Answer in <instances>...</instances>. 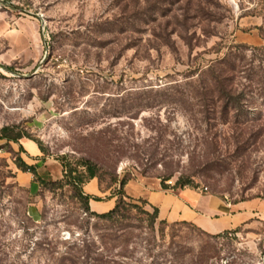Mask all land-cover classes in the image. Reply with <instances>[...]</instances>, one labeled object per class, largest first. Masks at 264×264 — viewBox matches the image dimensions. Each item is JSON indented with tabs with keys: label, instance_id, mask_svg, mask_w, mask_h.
Instances as JSON below:
<instances>
[{
	"label": "rangeland",
	"instance_id": "obj_1",
	"mask_svg": "<svg viewBox=\"0 0 264 264\" xmlns=\"http://www.w3.org/2000/svg\"><path fill=\"white\" fill-rule=\"evenodd\" d=\"M212 67L231 97L214 91ZM5 127L41 144L30 165L44 180L59 178L61 157L86 158L101 168V194L129 177L137 207L87 223L71 189L24 177L3 139L0 264H67L84 240L103 264H264V223L213 237L151 223L150 204L131 195L140 182L175 192L181 177L198 193L264 205V0H0Z\"/></svg>",
	"mask_w": 264,
	"mask_h": 264
},
{
	"label": "crops",
	"instance_id": "obj_2",
	"mask_svg": "<svg viewBox=\"0 0 264 264\" xmlns=\"http://www.w3.org/2000/svg\"><path fill=\"white\" fill-rule=\"evenodd\" d=\"M2 141L4 140L0 139V145ZM9 144L14 151L21 150V157L26 164L40 162V150L34 141L21 138L17 143ZM61 172L59 178L54 177V181L62 178ZM22 174L27 177L26 173ZM144 183L140 182L138 188L133 191L134 194L131 195L141 197L150 206L157 208L158 217L162 220L191 223L210 235L234 231L250 222L264 223V205L259 200L230 202L214 195L198 193L190 188L166 192L156 184L152 189H147ZM83 189L86 190V195L101 198L100 201L89 202L92 212L102 214L114 207L116 198L110 197L111 194H101L96 180L93 179L85 184ZM103 195L104 197H101Z\"/></svg>",
	"mask_w": 264,
	"mask_h": 264
},
{
	"label": "trees",
	"instance_id": "obj_3",
	"mask_svg": "<svg viewBox=\"0 0 264 264\" xmlns=\"http://www.w3.org/2000/svg\"><path fill=\"white\" fill-rule=\"evenodd\" d=\"M224 71L225 70L223 69L218 70L215 69V67H212V69H210V79H211L210 84H212V86L215 89L214 91H216L219 96L226 98V97H231L232 92L231 89L226 90V87L224 86V85H229L227 84V82L230 81V79L226 76V73ZM9 133H10V128L8 127L3 128L0 132V138L5 139L7 141L6 145H9L10 142L17 143L18 140L23 137L22 135L10 136ZM34 142L37 144L39 150L43 152V148L41 144L37 141ZM14 164L16 165L17 169L20 170L21 172L30 173L33 176V182L38 183L42 188L46 190L53 191L56 189H61L66 186L69 187L71 189V192L74 194L73 197L78 202L80 203L83 202L84 213L88 217L87 223H88V219L91 216L94 219L103 222L119 221L124 217H129L130 212H132V209L137 207L131 204L130 202L126 201V200H131V198L126 195L124 190L130 178L124 176L121 179L118 178L110 179L112 184H116V190L114 193H111L110 196L116 198L114 207L108 212L102 214H97L95 212H92L89 208V202L91 200L100 201L101 198L84 194L83 187L85 184H87L93 179H97L98 183L101 184L103 182V178L101 174H99L101 168L96 163L92 162L89 159L79 158L73 163L68 161L67 158L61 157L60 165L62 168V178L56 181H46L43 178H41L36 168L32 165L26 164L19 155H17L16 158L14 159ZM190 184L191 181L184 180L183 178L180 177L176 181L173 189H177V188L182 189L184 187L189 186ZM161 186L163 189L167 188L164 185V181L161 182ZM138 201L144 204L146 203L144 200L141 199H139ZM150 207L153 211V213L150 215L151 223L152 222L155 223L158 218V209L153 206ZM143 213L148 215V213L146 212ZM180 223L184 225L188 224L194 226L193 224L187 222H180ZM232 232L234 231H226L224 233L214 235L213 237L227 236ZM117 239L118 238H116L114 235H110V240L115 241ZM70 250L71 251L74 250L75 252L72 254L70 252L68 260H61L62 262L67 261L68 262L67 264H103L106 261V260H102L105 257L103 252L91 251L90 244L88 243L87 240L82 241L81 246L74 244ZM82 257L83 259H81Z\"/></svg>",
	"mask_w": 264,
	"mask_h": 264
}]
</instances>
